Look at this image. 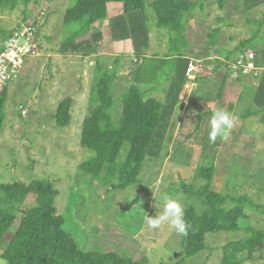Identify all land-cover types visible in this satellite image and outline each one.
<instances>
[{
	"label": "rangeland",
	"instance_id": "rangeland-1",
	"mask_svg": "<svg viewBox=\"0 0 264 264\" xmlns=\"http://www.w3.org/2000/svg\"><path fill=\"white\" fill-rule=\"evenodd\" d=\"M145 1L151 29L150 47L145 54L165 58L172 54L170 34L156 26L149 7L154 0ZM255 1L223 0L221 7L219 0H206L204 9L195 10L186 39L199 55L194 59L201 61L197 81L186 87V98L166 140V157L147 162L137 184L125 191L106 187L79 169L80 164L94 157V153L82 147L81 132L98 80L95 61L101 62L103 71L113 70L118 57L121 71L138 68L139 58L135 62L132 57L131 40L116 46L111 37L110 21L123 13L122 4L110 3L107 18L93 26L104 33L103 46L108 50L100 46L96 53L100 54L92 58L87 51L96 41L88 44L87 38L80 40L76 52L70 49L63 54L61 51L71 35L64 25L71 2L47 0L37 4L32 0L28 6L21 5L14 12L3 14L0 24L6 32L25 21L35 22L40 28L41 50L37 57L26 59L22 73L9 88L6 121L0 136V183L51 182L59 192L55 207L65 217V229L83 249L101 246L102 251H115L136 260L145 256L148 264H178L179 261L221 264L225 245L245 238L249 228L264 229L262 213L246 211L247 218L241 221L238 231L207 234V249L189 259H185L181 244L185 233L178 222L182 212L191 205L199 212L205 209L203 199L190 197L183 189L191 184L196 188L206 184L196 176L195 169L205 161V154L215 150L218 159L212 188L235 196L249 194L256 203L264 204V115L253 103L255 88L247 76H241L240 80L232 77L222 99L218 100L224 73L219 72L220 79L211 76V65L226 61L228 53H232L231 61H234L239 55L237 47L251 39L258 29L260 34L254 48H245L244 52L254 53L257 64L264 61V24L261 28L258 25L264 21V2ZM217 29L218 35L212 41L209 34ZM2 41L0 37V46ZM104 53L109 56H103ZM195 83L198 85L194 86ZM132 85H135L133 79L123 77L116 82L113 96L118 113L121 96ZM168 86L166 82L158 85L153 97L164 98L160 90ZM67 98L74 100L72 121L67 127H59L55 115L59 103ZM231 104L233 113L228 116ZM21 106L28 112L26 116ZM188 111L215 114L205 119L196 132L198 119L188 117L185 114ZM226 124L228 129L222 140L221 130ZM193 131L195 135L190 140L188 135ZM128 146L121 151L120 161L126 158ZM0 206L14 208L21 214V209L37 206V200L30 195L23 205H1L0 202ZM243 264H264V250L257 254L255 261Z\"/></svg>",
	"mask_w": 264,
	"mask_h": 264
},
{
	"label": "trees",
	"instance_id": "trees-1",
	"mask_svg": "<svg viewBox=\"0 0 264 264\" xmlns=\"http://www.w3.org/2000/svg\"><path fill=\"white\" fill-rule=\"evenodd\" d=\"M37 4L40 1L35 0ZM72 5L66 10L64 25L71 35L66 38L62 53L70 49L76 52L80 40L87 38L90 44L87 55L97 53L104 41L101 32L95 34L93 26L106 19L108 5L121 3L123 13L110 21L111 37L114 42L131 40L136 58H139L138 68L127 75L120 68V57L115 60V68L103 71L101 62L96 64L98 77L96 90L91 96L92 105L88 109L82 125L81 145L94 153V157L79 165V169L93 176L106 187L117 191H125L134 187L147 162H157L166 157V140L172 133L175 115L186 98L187 85L197 81V77L187 76L190 60L198 57L186 39L190 20L195 17V10L204 9L206 0H154L149 7L153 11L156 26L169 32L171 55L165 58L148 57L145 52L150 47L151 29L145 0H65ZM262 1L264 0H256ZM32 0H0V17L6 12H14L21 5L28 6ZM223 6V0H219ZM26 22V21H25ZM36 24L35 22H31ZM264 21L258 22L261 28ZM37 25V24H36ZM38 26V25H37ZM39 28V26H38ZM213 30L209 37L213 41L217 35ZM12 30L6 32L0 24L2 46L7 41ZM40 33V28H39ZM260 34L255 31L252 38L243 41L236 49L239 54L234 61L232 53L225 57L226 61L213 64L211 76L222 72L218 100L222 99L227 83L235 77L229 71V64L235 62L241 55H247L244 49H253L254 41ZM142 60V62H140ZM261 66L256 76H247L255 92L253 103L264 115V61L255 63ZM120 71H119V70ZM133 79L132 85L121 96V110L116 109L113 90L121 78ZM169 86L160 91L164 98L153 97L157 86L162 83ZM9 89L0 94V136L6 121V104ZM74 100L64 99L59 103L55 115L59 127H67L72 121ZM234 106L231 104L227 115L231 116ZM188 117L198 119L195 131L198 132L204 120L215 112L199 114L194 111L185 113ZM115 117L117 120H115ZM228 125L221 130V139L226 136ZM195 132L188 135L193 140ZM128 144L126 158L119 160L125 145ZM204 162L195 169L196 176L206 182L196 188L194 185L184 187V192L190 197L203 199L205 209L201 212L194 205L185 209L179 218V227L184 231L181 244L185 259L193 258L207 249L206 235L221 231L234 232L240 229V223L247 218L246 211H256L264 215V204L256 203L252 196L230 195L215 191L212 181L215 177L218 151L203 156ZM30 195H34L37 206L21 209L17 214L14 208L0 206V261L2 264H148V257L136 260L115 251L105 252L96 248L83 249L74 236L65 229V217L58 214L55 200L58 190L51 182L33 181L31 183L14 182L0 183L1 205L22 204ZM229 203L233 206H229ZM264 250V229L249 228L247 235L240 241L232 242L223 247L221 264H243L257 259V254ZM179 261L178 264H183ZM165 264V263H161Z\"/></svg>",
	"mask_w": 264,
	"mask_h": 264
},
{
	"label": "built area",
	"instance_id": "built-area-1",
	"mask_svg": "<svg viewBox=\"0 0 264 264\" xmlns=\"http://www.w3.org/2000/svg\"><path fill=\"white\" fill-rule=\"evenodd\" d=\"M39 28L31 22L21 23L12 30L7 41L0 50V94L5 88L15 82L23 71L27 58H34L40 55L41 44L39 42ZM255 54L248 53L241 55L233 63L229 64V71L235 77L248 76L259 73L260 67L254 62ZM201 61L191 59L187 68V76L197 77L200 72ZM193 84V83H192ZM23 116L28 112L21 106Z\"/></svg>",
	"mask_w": 264,
	"mask_h": 264
},
{
	"label": "crops",
	"instance_id": "crops-1",
	"mask_svg": "<svg viewBox=\"0 0 264 264\" xmlns=\"http://www.w3.org/2000/svg\"><path fill=\"white\" fill-rule=\"evenodd\" d=\"M97 24V23H96ZM93 32H101L102 34H104L102 31H98V30H96V29H93L92 30ZM126 41H128V40H126ZM122 42H125V41H117L116 43H115V45L116 46H122L120 43H122ZM102 43H104V41L102 42ZM131 45H132V57H135V62H137V56L135 55V49H134V46H133V42L131 41ZM106 49V46H103L102 47V49ZM106 50H108V49H106ZM100 53H98V54H94V55H92V56H89L90 58H92V57H94V56H96V57H98V55H99ZM109 56V54H107V53H104L103 54V56ZM93 62H94V60H93ZM97 62H99L98 60L97 61H95V63L97 64ZM140 62H142V60H140ZM211 67H214L213 65H211ZM68 72V71H67ZM122 72H123V74H125V75H127L128 73H130L131 71L130 70H128V69H125V70H122ZM220 73H218L217 75H215L213 78H215V77H218L219 79L221 78V75H222V73H221V75H219ZM221 81L220 82H222V78L220 79ZM195 85H198L197 83H195L194 84V86ZM190 99H191V97H189Z\"/></svg>",
	"mask_w": 264,
	"mask_h": 264
}]
</instances>
